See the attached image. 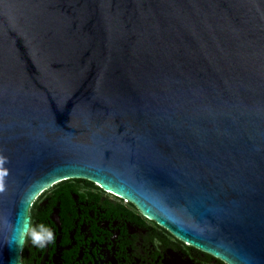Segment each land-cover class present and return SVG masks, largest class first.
I'll return each mask as SVG.
<instances>
[{"label": "water", "instance_id": "95a60500", "mask_svg": "<svg viewBox=\"0 0 264 264\" xmlns=\"http://www.w3.org/2000/svg\"><path fill=\"white\" fill-rule=\"evenodd\" d=\"M0 156V264L68 178L264 264V0H0Z\"/></svg>", "mask_w": 264, "mask_h": 264}, {"label": "flooded vegetation", "instance_id": "af4514ba", "mask_svg": "<svg viewBox=\"0 0 264 264\" xmlns=\"http://www.w3.org/2000/svg\"><path fill=\"white\" fill-rule=\"evenodd\" d=\"M80 188L41 197L30 222L51 228L55 240L25 245L22 264H228L164 231L128 201Z\"/></svg>", "mask_w": 264, "mask_h": 264}, {"label": "clouds", "instance_id": "9594fccd", "mask_svg": "<svg viewBox=\"0 0 264 264\" xmlns=\"http://www.w3.org/2000/svg\"><path fill=\"white\" fill-rule=\"evenodd\" d=\"M5 163H8L7 158L0 156V193L5 192V177L9 175V170L3 167ZM31 198L29 197V199ZM8 229L10 235L6 237L4 242L9 246L15 245L23 248L31 243L34 246L43 248L55 240V234L51 228L43 224L34 226L27 219L22 222L18 220L15 223H8Z\"/></svg>", "mask_w": 264, "mask_h": 264}, {"label": "trees", "instance_id": "16d2710c", "mask_svg": "<svg viewBox=\"0 0 264 264\" xmlns=\"http://www.w3.org/2000/svg\"><path fill=\"white\" fill-rule=\"evenodd\" d=\"M92 186L94 187L95 189L99 190V191H105L103 188H101L100 186H98L97 184H95L93 181L91 180H88V179H85V178H68V179H64L56 184H54L51 188L45 190L44 192H42L38 198L34 201L33 205L31 206L30 210H31V214H30V217L32 218L34 215H33V211L37 208L38 206V201L41 199V197H43L45 194L51 192V191H55L56 194L58 195H65L67 194V192L69 191V188H73V189H77V190H80L81 186ZM90 191V188L88 189ZM85 194V193H84ZM117 197V196H116ZM118 199L120 201L124 200L123 198L121 197H118ZM131 205H133L135 207V209L137 210L136 206L129 202ZM155 223V222H154ZM157 226L163 228L162 226L156 224ZM164 231L170 233V231H168L167 229L163 228Z\"/></svg>", "mask_w": 264, "mask_h": 264}, {"label": "rangeland", "instance_id": "374dc122", "mask_svg": "<svg viewBox=\"0 0 264 264\" xmlns=\"http://www.w3.org/2000/svg\"><path fill=\"white\" fill-rule=\"evenodd\" d=\"M125 202H126V200H124ZM30 214H31V210H30ZM30 221H31V219H30Z\"/></svg>", "mask_w": 264, "mask_h": 264}]
</instances>
